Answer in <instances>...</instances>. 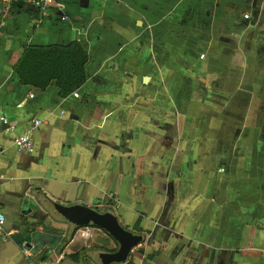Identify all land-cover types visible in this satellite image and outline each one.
<instances>
[{"label":"crops","instance_id":"obj_1","mask_svg":"<svg viewBox=\"0 0 264 264\" xmlns=\"http://www.w3.org/2000/svg\"><path fill=\"white\" fill-rule=\"evenodd\" d=\"M93 4L0 6V110L14 127L0 122L12 239L0 264H30L16 227L25 200L52 243L35 261L264 264V0ZM71 41L88 54L78 98L19 83L12 68L27 46ZM33 120L34 152L19 154L13 139ZM43 195L109 211L145 241L114 262L103 230L36 213Z\"/></svg>","mask_w":264,"mask_h":264},{"label":"water","instance_id":"obj_2","mask_svg":"<svg viewBox=\"0 0 264 264\" xmlns=\"http://www.w3.org/2000/svg\"><path fill=\"white\" fill-rule=\"evenodd\" d=\"M32 201L33 207L37 210L36 213L44 210L75 228L92 226L103 230L118 245L117 251L111 255L114 262L126 263L132 251L145 241V236L126 229L119 223L116 216L109 211L95 210V208L81 204L64 205L44 195L36 197ZM28 202V200H25L23 203L25 210L21 211L22 217L16 227L21 231V236L27 243V249H31L32 254H36L46 247H50L52 243L49 236L41 231L39 225L33 221L35 216L30 215L32 209L29 208Z\"/></svg>","mask_w":264,"mask_h":264},{"label":"trees","instance_id":"obj_3","mask_svg":"<svg viewBox=\"0 0 264 264\" xmlns=\"http://www.w3.org/2000/svg\"><path fill=\"white\" fill-rule=\"evenodd\" d=\"M88 54L79 41L67 44L29 45L13 66L22 86L44 91L50 84L66 97L86 80Z\"/></svg>","mask_w":264,"mask_h":264},{"label":"built area","instance_id":"obj_4","mask_svg":"<svg viewBox=\"0 0 264 264\" xmlns=\"http://www.w3.org/2000/svg\"><path fill=\"white\" fill-rule=\"evenodd\" d=\"M53 0H0V6L8 8L12 7L16 4H25L30 5L35 8L43 9L45 8L50 2ZM247 17V16H245ZM72 96L74 98H78L79 94L77 91L72 93ZM0 122L6 126L9 127V129H14L13 126H9L8 119L0 110ZM41 124L40 120H33L29 123L26 130L21 134L16 136L13 139V146L17 153L19 154H31L34 152V145L32 141V134L35 131V129ZM4 224H5V217L2 213V210L0 208V241H12L11 234L9 232H6L4 230ZM80 236L84 239H87L90 237L89 229H85L84 231H81ZM19 247L21 250L22 255L25 259L29 261L30 264H56L51 261H35L33 260V255L31 249H27V243L26 241H22L19 243Z\"/></svg>","mask_w":264,"mask_h":264},{"label":"rangeland","instance_id":"obj_5","mask_svg":"<svg viewBox=\"0 0 264 264\" xmlns=\"http://www.w3.org/2000/svg\"><path fill=\"white\" fill-rule=\"evenodd\" d=\"M61 1H65V2H66V1H69L70 3L72 2V0H61ZM93 2H94L93 5H95V4H97V3L103 5V4L105 3V0H93Z\"/></svg>","mask_w":264,"mask_h":264},{"label":"flooded vegetation","instance_id":"obj_6","mask_svg":"<svg viewBox=\"0 0 264 264\" xmlns=\"http://www.w3.org/2000/svg\"><path fill=\"white\" fill-rule=\"evenodd\" d=\"M95 210H99V209L95 208Z\"/></svg>","mask_w":264,"mask_h":264}]
</instances>
